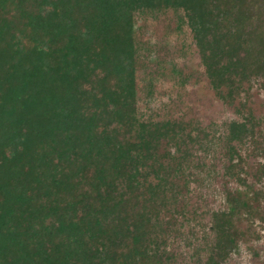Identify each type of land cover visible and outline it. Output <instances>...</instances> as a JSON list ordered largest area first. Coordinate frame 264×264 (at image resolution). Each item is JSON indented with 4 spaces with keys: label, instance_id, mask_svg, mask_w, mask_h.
Instances as JSON below:
<instances>
[{
    "label": "trees",
    "instance_id": "obj_1",
    "mask_svg": "<svg viewBox=\"0 0 264 264\" xmlns=\"http://www.w3.org/2000/svg\"><path fill=\"white\" fill-rule=\"evenodd\" d=\"M165 7L218 82L245 72L235 44L220 41L232 9L217 0H0V264L149 257L150 209L129 208L125 194L161 197L180 162L161 164L158 145L180 150L184 141L177 122L137 105L138 83L152 81L138 78L134 29L137 14ZM226 124L228 136L252 132L238 119Z\"/></svg>",
    "mask_w": 264,
    "mask_h": 264
},
{
    "label": "rangeland",
    "instance_id": "obj_2",
    "mask_svg": "<svg viewBox=\"0 0 264 264\" xmlns=\"http://www.w3.org/2000/svg\"><path fill=\"white\" fill-rule=\"evenodd\" d=\"M217 1L232 9L222 15L218 30L230 35L220 41L235 44L246 66L225 83L206 69L189 28L177 31L173 8L135 17L137 75L152 81L138 83L137 105L177 122L184 141L180 150L165 139L158 145L161 164L180 162L161 197L126 191L128 207L144 202L154 224L143 264H264V0ZM149 89L155 110L145 102ZM230 119L252 132L228 136Z\"/></svg>",
    "mask_w": 264,
    "mask_h": 264
}]
</instances>
